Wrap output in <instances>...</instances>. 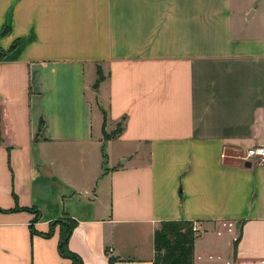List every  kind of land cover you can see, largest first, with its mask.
Wrapping results in <instances>:
<instances>
[{
    "label": "crops",
    "instance_id": "crops-1",
    "mask_svg": "<svg viewBox=\"0 0 264 264\" xmlns=\"http://www.w3.org/2000/svg\"><path fill=\"white\" fill-rule=\"evenodd\" d=\"M0 107V264H264V0H0Z\"/></svg>",
    "mask_w": 264,
    "mask_h": 264
},
{
    "label": "trees",
    "instance_id": "trees-1",
    "mask_svg": "<svg viewBox=\"0 0 264 264\" xmlns=\"http://www.w3.org/2000/svg\"><path fill=\"white\" fill-rule=\"evenodd\" d=\"M102 79V73L99 70L97 86ZM122 130L123 125L114 137H117ZM0 135L1 138L5 135V122L1 107ZM37 211L40 214L39 210ZM194 222L192 220H165L159 224L155 230L154 264H194V242L198 236V232L193 228ZM77 224V220L65 214L62 218L52 221L49 231L43 233L45 236H50L55 227L60 226L59 252L63 257L70 259L71 264H83L82 258L68 246L69 238Z\"/></svg>",
    "mask_w": 264,
    "mask_h": 264
},
{
    "label": "rangeland",
    "instance_id": "rangeland-1",
    "mask_svg": "<svg viewBox=\"0 0 264 264\" xmlns=\"http://www.w3.org/2000/svg\"><path fill=\"white\" fill-rule=\"evenodd\" d=\"M103 77V75H102ZM99 78V76L97 77ZM98 80V79H97ZM96 81V80H95ZM95 86H93L92 84L89 85V89L87 91L89 97H91V99L93 100L95 98V93H96V89L94 88ZM95 109H97V106L95 105ZM123 120H121L119 123H117V125L111 129V130H105V139L106 140H109L107 137H110V138H115L114 136H116L118 133H119V130L121 128V126L123 125ZM112 144V145H111ZM111 144H107V143H103V151H104V155L105 157L107 156L106 153H108L109 151H113L115 154H118L121 150V146L118 145V142H114V143H111ZM111 146V147H110ZM246 153V152H245ZM106 161V160H105Z\"/></svg>",
    "mask_w": 264,
    "mask_h": 264
},
{
    "label": "built area",
    "instance_id": "built-area-1",
    "mask_svg": "<svg viewBox=\"0 0 264 264\" xmlns=\"http://www.w3.org/2000/svg\"><path fill=\"white\" fill-rule=\"evenodd\" d=\"M243 159L246 162L256 159L259 163H264V144L248 148L245 155L243 156ZM193 228L196 232L199 231L197 222H194Z\"/></svg>",
    "mask_w": 264,
    "mask_h": 264
},
{
    "label": "water",
    "instance_id": "water-1",
    "mask_svg": "<svg viewBox=\"0 0 264 264\" xmlns=\"http://www.w3.org/2000/svg\"><path fill=\"white\" fill-rule=\"evenodd\" d=\"M247 166H251V164L250 163H248V164H246Z\"/></svg>",
    "mask_w": 264,
    "mask_h": 264
}]
</instances>
